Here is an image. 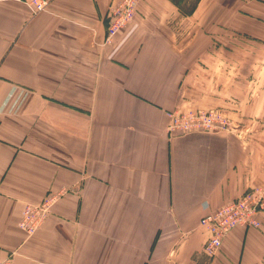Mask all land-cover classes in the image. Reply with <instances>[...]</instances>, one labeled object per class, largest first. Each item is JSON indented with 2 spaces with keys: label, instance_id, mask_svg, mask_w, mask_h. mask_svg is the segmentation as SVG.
I'll list each match as a JSON object with an SVG mask.
<instances>
[{
  "label": "crops",
  "instance_id": "obj_1",
  "mask_svg": "<svg viewBox=\"0 0 264 264\" xmlns=\"http://www.w3.org/2000/svg\"><path fill=\"white\" fill-rule=\"evenodd\" d=\"M114 0L0 3V257L13 264H264L262 227L206 256L201 219L255 185L234 135H171L173 110L229 98L237 32L264 0H140L105 44ZM232 84H235L233 79ZM53 197L29 236L27 204Z\"/></svg>",
  "mask_w": 264,
  "mask_h": 264
},
{
  "label": "built area",
  "instance_id": "obj_2",
  "mask_svg": "<svg viewBox=\"0 0 264 264\" xmlns=\"http://www.w3.org/2000/svg\"><path fill=\"white\" fill-rule=\"evenodd\" d=\"M16 2L25 5L32 15L46 12L50 0H0V3ZM140 0H114L107 13V33L105 44H112L116 36L125 30L134 20ZM168 131L171 135H183L193 132L214 133L226 128L223 117L216 112L197 113L193 111L181 115L169 113ZM226 125V126H225ZM53 197L45 198L39 204H27L19 227L29 236L41 227L50 212ZM264 211V194L260 189H251L233 199L201 219V226L207 231L208 239L203 253L215 257L221 250L224 239L238 227L260 229L261 212ZM13 253L1 258L0 264H13Z\"/></svg>",
  "mask_w": 264,
  "mask_h": 264
},
{
  "label": "rangeland",
  "instance_id": "obj_3",
  "mask_svg": "<svg viewBox=\"0 0 264 264\" xmlns=\"http://www.w3.org/2000/svg\"><path fill=\"white\" fill-rule=\"evenodd\" d=\"M252 28L257 31L264 29L255 25ZM233 43L234 64L230 68L229 84L225 83V87H229L230 97H221L206 110L171 112L181 115L193 111L220 114L227 126L214 133L234 135L245 146L247 158L264 159V38L237 32ZM256 188L264 194L263 185H255L252 189Z\"/></svg>",
  "mask_w": 264,
  "mask_h": 264
}]
</instances>
